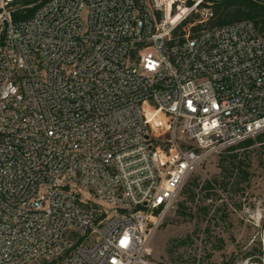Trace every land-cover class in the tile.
Listing matches in <instances>:
<instances>
[{
  "label": "built area",
  "instance_id": "2783aa9c",
  "mask_svg": "<svg viewBox=\"0 0 264 264\" xmlns=\"http://www.w3.org/2000/svg\"><path fill=\"white\" fill-rule=\"evenodd\" d=\"M223 1L0 0V264H148L194 172L264 132V36L207 27Z\"/></svg>",
  "mask_w": 264,
  "mask_h": 264
},
{
  "label": "rangeland",
  "instance_id": "374dc122",
  "mask_svg": "<svg viewBox=\"0 0 264 264\" xmlns=\"http://www.w3.org/2000/svg\"><path fill=\"white\" fill-rule=\"evenodd\" d=\"M235 152L251 165L249 180L238 189L222 188L223 155L208 159L191 176L200 183L194 201L189 202L193 215H181L177 204L152 239L148 264H224L232 258L235 264H264L259 253L264 229V147L256 143ZM207 181L214 185L209 197L203 189ZM184 199L181 195L178 203Z\"/></svg>",
  "mask_w": 264,
  "mask_h": 264
},
{
  "label": "trees",
  "instance_id": "16d2710c",
  "mask_svg": "<svg viewBox=\"0 0 264 264\" xmlns=\"http://www.w3.org/2000/svg\"><path fill=\"white\" fill-rule=\"evenodd\" d=\"M214 17L207 22V27H219L225 25H231L243 20H252L256 23L260 33L264 36V0H229L219 2L214 7ZM197 17L194 19L196 20ZM193 20V21H194ZM201 26L193 27L192 30L198 31ZM260 143L264 147V132L250 138L238 144L235 147L230 148L226 153L222 154L220 161V168L225 178L220 182L222 188L227 189L229 185H232L234 189H238V186L242 181L246 182L251 177V165L247 163L246 157H243L240 153L235 151L238 149H248L249 147ZM237 180L233 183L227 178ZM216 183H219L216 181ZM200 183L197 178H191L189 183L184 187L182 196L185 198L183 201L178 203V211L181 215H193L189 202L194 201L196 197V191ZM214 185L211 181H207L203 189L208 191L207 196H212L211 190L214 189ZM205 212L208 208H203ZM260 255H264L261 249L259 250ZM236 259L232 258L230 261L224 264H235Z\"/></svg>",
  "mask_w": 264,
  "mask_h": 264
}]
</instances>
